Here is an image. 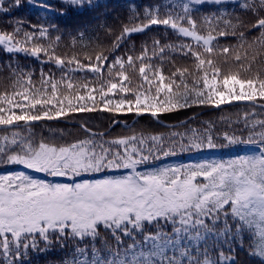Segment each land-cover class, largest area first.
Listing matches in <instances>:
<instances>
[{
	"label": "snow or ice",
	"instance_id": "obj_1",
	"mask_svg": "<svg viewBox=\"0 0 264 264\" xmlns=\"http://www.w3.org/2000/svg\"><path fill=\"white\" fill-rule=\"evenodd\" d=\"M92 2L62 0L70 6ZM21 3L11 0L5 7L0 0V11L8 13ZM208 3L226 8L235 0H160L142 12L132 5L128 23L121 24L109 51L120 50L132 34L152 26L171 30L179 42L153 39L151 49L144 45L138 54L130 49L111 60L104 49L86 55L87 63L76 53L58 54L53 44L58 46L61 35L50 36L42 25H31L34 31L19 26L0 30L4 51L38 60L43 54L42 63L62 73L56 79L41 68L37 87L32 70L6 66L14 84L11 93H0V126L14 128L23 121L28 135L12 131L0 137V163L72 181L55 183L26 172L0 175V264H25L31 251H63L70 245L71 258H62L60 264H240L237 248L264 264V120L255 119L254 112L245 113L242 121H228L229 128L241 122L243 128L223 132L209 122L183 133L109 138L81 124L85 136L68 141L61 133L62 143L37 139L28 124L98 111L149 114L159 122L162 113L193 105L219 108L233 101L264 109V68L254 69L264 57V0L235 3L251 20L219 9L197 19L200 9L194 5ZM37 34L49 40L47 46L33 42ZM229 36L238 43L221 45L220 38ZM169 56L190 64L169 60L173 68L165 75L163 61ZM77 71L91 72L94 78L106 74L107 79L98 88L87 78L74 82L70 74ZM133 75L139 79L135 87L130 86ZM218 138L228 144H259L261 154L154 166L178 151L224 146ZM97 174L102 178L77 181Z\"/></svg>",
	"mask_w": 264,
	"mask_h": 264
},
{
	"label": "trees",
	"instance_id": "obj_2",
	"mask_svg": "<svg viewBox=\"0 0 264 264\" xmlns=\"http://www.w3.org/2000/svg\"><path fill=\"white\" fill-rule=\"evenodd\" d=\"M160 2V0H94L92 5L85 4L83 6H70L62 3V0H32L31 3L28 0H22L19 8H11L8 13L0 11V30L12 31L13 28L19 26L22 30L34 31L31 25L44 26L49 28L50 36L61 35V40L58 42V46L53 44L58 54L71 55L76 53L79 55L82 62L87 63L85 56H94V53L104 49L109 55L111 60L115 55H124L129 52L130 49H135V54H138L142 46L147 45L149 49L152 47L153 39H158L161 44L172 42H179V38L169 29H165L163 26H152L144 33H134L129 38L126 45H123L120 50L111 52L110 46L115 34L119 33L121 24L128 23V17L131 14L130 7L135 5L137 10L143 11L144 6L153 5ZM11 0H5V7H9ZM235 3H243V0H237ZM235 3L229 4L226 8L213 4L194 5L195 8L200 9V12L196 15L199 19L203 15H209L217 12V10H226L229 13H235L241 15L243 19L251 20L252 17L244 15L243 10L236 8ZM49 5L50 8H45L42 5ZM97 4L100 6L97 7ZM63 13V15H61ZM55 25L56 27H51ZM59 28V31H56ZM109 29L112 30L111 34ZM83 33V37L79 34ZM258 35V33H256ZM190 39V38H187ZM251 39V38H250ZM75 40V47L72 46V41ZM33 42H40L47 46L49 40L47 38H39ZM238 43L236 38L231 36L227 38H220V44L225 46H234ZM44 59L43 54L40 60L35 57L26 55L24 53L9 54L4 51L3 47H0V93L13 91V78L11 73L7 69L8 64L15 66L19 64L25 71L32 70V80L39 87L40 70L43 68L45 73H54L56 79H59L62 75L60 70L53 66L51 63H42ZM169 60H175V64L178 66L189 65L190 61L185 60L179 56H169L163 61V69L165 75H168L172 70L173 65L169 63ZM260 60H264V57L258 58L257 63L254 65V69L264 68V64L260 63ZM254 74V73H253ZM74 82H82L87 78L90 86L99 87L104 77H95L91 72L77 71L74 74H70ZM130 75H132L130 73ZM127 83V82H126ZM139 84L137 76H132L131 87H135ZM19 85L16 88L19 89ZM81 94H84L81 92ZM97 99V106L100 104V96L95 93ZM111 95V94H110ZM120 93H117L115 98L120 97ZM258 103H261L257 101ZM214 106L211 105H193L189 108H184L172 113H162L159 116V120L163 124H177L188 120L192 116H195L205 110H208ZM255 113V119L264 120V109L252 106H234L226 109H222L215 112H210L202 115L201 117L191 120L187 125L177 128H166L158 124L150 116L140 117L131 128H124L121 124L116 125L109 133V138L131 135L133 133L145 135L156 134H168L170 132H185L188 128H203L207 123H212L217 132H223L225 130L231 131L232 129L243 128V123H232L229 128L228 121L241 120L245 113ZM135 112L124 113H106V112H93V113H72L69 116H63L59 119L75 124H87L94 131L106 132L114 124V121L123 123L125 126H129L134 118ZM253 117L249 116L251 120ZM21 121L18 124H23ZM32 132L37 139L46 138L49 141H56L58 143L64 142L60 139V134L63 133L64 137L68 141L83 138L85 136L84 131L78 125H68L63 123H40L38 125L31 126ZM12 131H19L24 135H28L26 127L16 128L12 130L0 131V137L4 135H11ZM237 135L240 132L237 131ZM246 133L244 137L246 138ZM217 143H223L224 146L214 149H202L193 150L191 152H180L176 155L162 158L156 161L154 166H179L195 164L204 161L211 160H231L237 159L242 156L260 155L261 145L259 144H247L236 143L228 144L226 141L217 139ZM16 172H26L38 179H44L55 183H71L72 181L64 177H50L43 173H37L32 170L26 169L19 165H9L0 163V175L12 174ZM109 175H118L119 172H111ZM103 174H97L96 176H85L81 179L102 178ZM79 181V180H77ZM71 245L65 249L60 250L56 248L52 252H29L25 258V264H60L62 258H71ZM237 259L240 264H260L258 258H251L246 251L237 248Z\"/></svg>",
	"mask_w": 264,
	"mask_h": 264
},
{
	"label": "water",
	"instance_id": "obj_3",
	"mask_svg": "<svg viewBox=\"0 0 264 264\" xmlns=\"http://www.w3.org/2000/svg\"><path fill=\"white\" fill-rule=\"evenodd\" d=\"M258 103V102H257ZM252 106V102H248V101H233L231 104H224V105H221L219 108H215V107H212L208 110H205L195 116H192L191 118H189L188 120H185L183 122H180V123H177V124H172V125H168V124H163L160 120L159 122L157 121L156 118H153L158 124L162 125L163 127H166V128H177V127H181V126H185V123L186 122V125L191 121V120H194V119H197L199 117H201L202 115L206 114V113H210V112H215V111H219V110H222V109H226V108H229V107H234V106ZM260 108V107H258ZM142 116H150L149 114H144V115H136V117L134 118V120L132 121V123L129 125V126H125L123 123H120V122H117V123H114L113 126L106 132V133H110V131L118 124H121L124 128H131L135 123L136 121L142 117ZM151 117V116H150ZM63 123V124H68V125H77V124H73V123H69L67 121H62V120H41V121H35V122H28V124L30 126H34V125H38L40 123ZM80 126V125H79ZM22 127H26V122L23 123V124H18V126L16 127H5V126H0V131H3V130H12V129H16V128H22Z\"/></svg>",
	"mask_w": 264,
	"mask_h": 264
},
{
	"label": "rangeland",
	"instance_id": "obj_4",
	"mask_svg": "<svg viewBox=\"0 0 264 264\" xmlns=\"http://www.w3.org/2000/svg\"><path fill=\"white\" fill-rule=\"evenodd\" d=\"M94 1V0H93ZM235 1H237V0H235ZM93 3V2H92ZM0 47H3V46H0ZM19 166H21V167H24L23 165H19ZM25 168V167H24ZM98 178H100V177H98ZM79 179H81V178H77V180H79Z\"/></svg>",
	"mask_w": 264,
	"mask_h": 264
}]
</instances>
